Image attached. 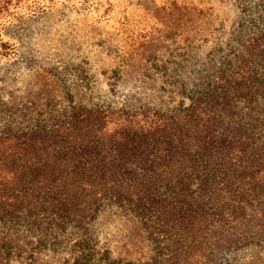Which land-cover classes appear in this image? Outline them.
<instances>
[{
    "label": "trees",
    "instance_id": "trees-1",
    "mask_svg": "<svg viewBox=\"0 0 264 264\" xmlns=\"http://www.w3.org/2000/svg\"><path fill=\"white\" fill-rule=\"evenodd\" d=\"M260 47L252 50L264 57ZM257 65L227 64L175 113L89 107L68 94L65 114L5 117L0 220L38 239L74 226L82 232L74 264H93L88 224L111 203L162 238L161 252L174 262L227 264L228 252L264 240V65Z\"/></svg>",
    "mask_w": 264,
    "mask_h": 264
},
{
    "label": "rangeland",
    "instance_id": "rangeland-1",
    "mask_svg": "<svg viewBox=\"0 0 264 264\" xmlns=\"http://www.w3.org/2000/svg\"><path fill=\"white\" fill-rule=\"evenodd\" d=\"M0 3V129L11 115L65 114L68 94L89 107L175 113L227 64L264 65L252 50L264 45V0ZM88 231L93 264H178L161 252L162 238L111 203ZM50 233L38 239V232L0 220V264H74L82 232L70 226ZM225 258L264 264V240Z\"/></svg>",
    "mask_w": 264,
    "mask_h": 264
}]
</instances>
